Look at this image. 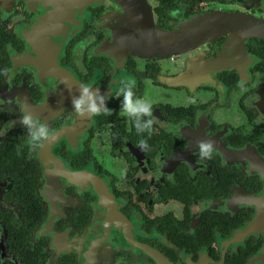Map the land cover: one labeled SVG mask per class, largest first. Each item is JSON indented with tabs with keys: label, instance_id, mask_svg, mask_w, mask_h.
Listing matches in <instances>:
<instances>
[{
	"label": "flooded vegetation",
	"instance_id": "obj_1",
	"mask_svg": "<svg viewBox=\"0 0 264 264\" xmlns=\"http://www.w3.org/2000/svg\"><path fill=\"white\" fill-rule=\"evenodd\" d=\"M213 13L186 49L111 47ZM261 25L264 0H0V264H264Z\"/></svg>",
	"mask_w": 264,
	"mask_h": 264
},
{
	"label": "water",
	"instance_id": "obj_2",
	"mask_svg": "<svg viewBox=\"0 0 264 264\" xmlns=\"http://www.w3.org/2000/svg\"><path fill=\"white\" fill-rule=\"evenodd\" d=\"M227 15L228 14L213 13L184 22L177 26V28H175L174 30L158 28L154 26L150 22V20L144 21L145 27L141 30H137L134 28L129 29L130 25L128 24V27L125 28L126 34L119 36L117 33L115 36L116 42H113L111 44V47H130L140 53H174L191 46V42H193L194 40L205 38L204 36H214L215 32L226 29L230 24V18ZM123 21L126 22V25L127 23H130V20L127 18V16ZM243 21L245 22L246 20L243 19ZM248 21L252 22L250 19ZM257 29V32H259V34L264 35V25L259 26ZM117 42H119V44ZM217 148L220 149L223 153L233 155V158L237 157L238 159H241L240 150L223 147L222 145L218 146ZM91 181L94 183L97 192L103 191V184L101 179L93 177Z\"/></svg>",
	"mask_w": 264,
	"mask_h": 264
},
{
	"label": "clouds",
	"instance_id": "obj_3",
	"mask_svg": "<svg viewBox=\"0 0 264 264\" xmlns=\"http://www.w3.org/2000/svg\"><path fill=\"white\" fill-rule=\"evenodd\" d=\"M92 93L88 91V89H83L80 96L73 97L72 103L77 111H82L84 106H87L91 111H98L95 103H87L88 100L92 98ZM131 96V91L128 90L125 93V101L127 102L128 97ZM100 97H96L99 99ZM107 110V109H105ZM147 111V108L143 109ZM27 128L28 132V143L30 145L38 144L40 140L48 135L46 125L40 123L37 119L33 118L31 114H25L22 117L21 121ZM151 120L145 122V125H150ZM141 147L144 146V141L138 142ZM198 154L202 159L211 158L213 152L212 141H198L197 142Z\"/></svg>",
	"mask_w": 264,
	"mask_h": 264
}]
</instances>
